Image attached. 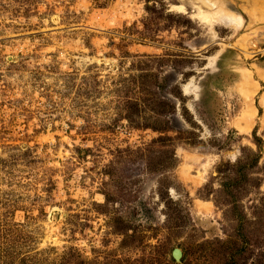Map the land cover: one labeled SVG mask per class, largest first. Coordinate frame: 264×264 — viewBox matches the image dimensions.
<instances>
[{
	"label": "rangeland",
	"instance_id": "obj_1",
	"mask_svg": "<svg viewBox=\"0 0 264 264\" xmlns=\"http://www.w3.org/2000/svg\"><path fill=\"white\" fill-rule=\"evenodd\" d=\"M0 264H264V0H0Z\"/></svg>",
	"mask_w": 264,
	"mask_h": 264
},
{
	"label": "bare ground",
	"instance_id": "obj_2",
	"mask_svg": "<svg viewBox=\"0 0 264 264\" xmlns=\"http://www.w3.org/2000/svg\"><path fill=\"white\" fill-rule=\"evenodd\" d=\"M199 1L201 4H203L204 6L208 7L209 9L213 7V5H215V2L217 0H197ZM223 7V6H222ZM225 7V6H224ZM220 8V7H219ZM217 9V8H216ZM218 14L217 13H212V12H204L202 14V17L208 21H211L214 17L216 18ZM233 15V14H232ZM234 16V15H233ZM221 17H222V14H221ZM213 21V20H212ZM223 22V24L225 26H231V25H236L237 27L240 26L241 22H240V19L238 18H230V17H227L226 19L224 18L223 20H221ZM237 23V24H236ZM233 28V27H232ZM187 88V86H186Z\"/></svg>",
	"mask_w": 264,
	"mask_h": 264
},
{
	"label": "water",
	"instance_id": "obj_3",
	"mask_svg": "<svg viewBox=\"0 0 264 264\" xmlns=\"http://www.w3.org/2000/svg\"><path fill=\"white\" fill-rule=\"evenodd\" d=\"M176 254L178 253V252H175ZM177 256V255H176Z\"/></svg>",
	"mask_w": 264,
	"mask_h": 264
}]
</instances>
